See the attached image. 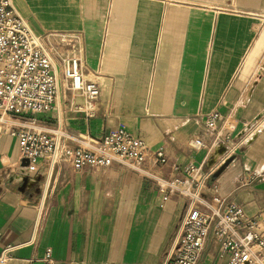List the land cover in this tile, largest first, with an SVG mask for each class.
I'll use <instances>...</instances> for the list:
<instances>
[{
    "label": "crops",
    "instance_id": "crops-1",
    "mask_svg": "<svg viewBox=\"0 0 264 264\" xmlns=\"http://www.w3.org/2000/svg\"><path fill=\"white\" fill-rule=\"evenodd\" d=\"M14 10L44 36L59 78L58 101L39 116L62 129L72 147L126 128L151 151L166 149L168 164L152 176L118 163L51 178L22 167L19 139L0 134V255L7 264H163L184 200L162 201L155 179L174 166L200 164L208 115L228 120L224 134L256 135L206 189L264 220V0H12ZM76 60L101 96L89 110L67 91L63 72ZM260 118V119H259ZM259 119V120H258ZM263 221V222H262ZM200 264H225L209 241Z\"/></svg>",
    "mask_w": 264,
    "mask_h": 264
},
{
    "label": "built area",
    "instance_id": "built-area-1",
    "mask_svg": "<svg viewBox=\"0 0 264 264\" xmlns=\"http://www.w3.org/2000/svg\"><path fill=\"white\" fill-rule=\"evenodd\" d=\"M44 36L36 34L29 20L16 13L12 0H0V134L19 139L20 159L27 160L29 175L42 173L51 178L62 166L74 172L103 170L118 163L152 176V171L168 164L164 147L151 151L148 145L122 127L100 140L85 139L77 147L70 146L65 132L50 128L39 116L53 111L59 97L60 83L53 59L43 44ZM63 78L67 91L85 98L89 110L100 99L97 84L85 80L76 60L68 62ZM220 123L228 124L218 111L208 115L205 142L195 137L190 147L205 150L200 164L174 166L175 175L155 179L162 201L173 194L184 200V209L176 232L166 249L163 264H200L209 241L219 249L225 264H264V227L250 216L242 205L206 189L219 169L256 135L251 126L237 137L225 135ZM264 182V172L253 173L246 185ZM260 219L264 220L263 214ZM263 222V221H262ZM13 248L0 255V264L12 258ZM43 264H55L52 250L45 253Z\"/></svg>",
    "mask_w": 264,
    "mask_h": 264
},
{
    "label": "water",
    "instance_id": "water-1",
    "mask_svg": "<svg viewBox=\"0 0 264 264\" xmlns=\"http://www.w3.org/2000/svg\"><path fill=\"white\" fill-rule=\"evenodd\" d=\"M260 119V118H259ZM258 119V120H259ZM231 162H232V160H229L225 165H223L220 169H219V171L214 175V178H217V177H219L220 176V174L221 173H223V171H225V169L231 164ZM28 161L27 160H24L23 162H22V167H25V166H28Z\"/></svg>",
    "mask_w": 264,
    "mask_h": 264
},
{
    "label": "rangeland",
    "instance_id": "rangeland-1",
    "mask_svg": "<svg viewBox=\"0 0 264 264\" xmlns=\"http://www.w3.org/2000/svg\"><path fill=\"white\" fill-rule=\"evenodd\" d=\"M73 94H75L76 95V93L75 92H73ZM81 99H82V97L81 96H79ZM85 104H86V101H85Z\"/></svg>",
    "mask_w": 264,
    "mask_h": 264
},
{
    "label": "bare ground",
    "instance_id": "bare-ground-1",
    "mask_svg": "<svg viewBox=\"0 0 264 264\" xmlns=\"http://www.w3.org/2000/svg\"><path fill=\"white\" fill-rule=\"evenodd\" d=\"M260 227H262L261 224H260Z\"/></svg>",
    "mask_w": 264,
    "mask_h": 264
}]
</instances>
